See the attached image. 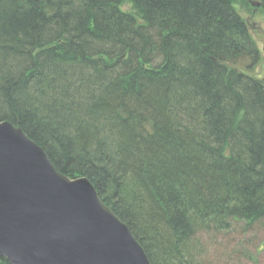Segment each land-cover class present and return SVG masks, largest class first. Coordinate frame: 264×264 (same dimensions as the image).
I'll return each mask as SVG.
<instances>
[{
	"label": "trees",
	"instance_id": "obj_1",
	"mask_svg": "<svg viewBox=\"0 0 264 264\" xmlns=\"http://www.w3.org/2000/svg\"><path fill=\"white\" fill-rule=\"evenodd\" d=\"M245 7L0 0V122L88 179L150 264H201L199 233L264 220V77Z\"/></svg>",
	"mask_w": 264,
	"mask_h": 264
},
{
	"label": "water",
	"instance_id": "obj_2",
	"mask_svg": "<svg viewBox=\"0 0 264 264\" xmlns=\"http://www.w3.org/2000/svg\"><path fill=\"white\" fill-rule=\"evenodd\" d=\"M0 257L10 264H150L89 180L58 172L8 121L0 122Z\"/></svg>",
	"mask_w": 264,
	"mask_h": 264
},
{
	"label": "rangeland",
	"instance_id": "obj_3",
	"mask_svg": "<svg viewBox=\"0 0 264 264\" xmlns=\"http://www.w3.org/2000/svg\"><path fill=\"white\" fill-rule=\"evenodd\" d=\"M241 11L251 36L259 50V63L252 72L257 78L264 77V16L259 6ZM238 8V6H236ZM202 246L201 264H264V220L245 228L234 224L231 230H208L197 235Z\"/></svg>",
	"mask_w": 264,
	"mask_h": 264
}]
</instances>
